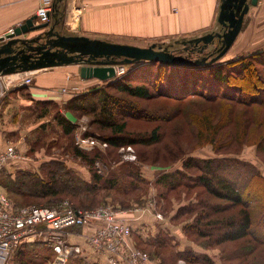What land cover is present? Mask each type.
Returning a JSON list of instances; mask_svg holds the SVG:
<instances>
[{"label": "rangeland", "instance_id": "374dc122", "mask_svg": "<svg viewBox=\"0 0 264 264\" xmlns=\"http://www.w3.org/2000/svg\"><path fill=\"white\" fill-rule=\"evenodd\" d=\"M258 18L260 22L255 27L257 31L255 33L256 38L262 39L264 38L263 11L260 12ZM192 36L193 34H187V36L176 34L142 40L141 38L129 39L115 35V37L102 36L101 39L141 47L155 43L160 46H169L168 50L176 54H185L181 52L183 45L174 44V42L179 39L188 40L193 38ZM224 61L226 59L220 58L214 64ZM145 62L123 65L125 68L124 75L132 73L135 68L139 70L138 66L144 65ZM120 77L121 75H116L111 80H99V84H105ZM190 78L194 77L190 75ZM4 79L9 80L6 77ZM131 82L133 85L143 83L138 78ZM197 84L191 83V90L199 89L203 92L199 93L198 91L176 98L157 95L148 99H137L117 92L113 88L106 89L113 97L128 101V103L141 109L138 118L133 117L130 112H121L122 114L118 112L117 115L114 112L117 106L111 103L109 109L116 114L114 119L118 122L124 121L126 124L125 134L143 136L144 134L148 135L153 128H156L158 141L149 145L136 143L117 149L108 145L100 137V135L108 134V130L100 128L95 122V110L88 111L86 109L73 113L75 129L70 135L63 133L61 125L53 116L54 113L48 114L44 118L45 121L26 132L23 139H19L17 136L7 140L8 144L16 147L19 153L16 160L20 163L11 164L4 169L0 176V190L10 198L16 207L56 205L67 200L71 205L75 202L79 207L87 210L101 206H114L126 211L130 217L141 216V219L152 221L151 223L148 222L147 226L145 223L146 229L135 230L131 236L134 246L147 255V264H177L180 261L183 264H206L205 259H209L213 264H264V244L257 243L251 235L233 241L217 243L216 234H209L208 237L205 235L201 238L196 236L195 230L188 226L191 223H196L200 211L210 212L209 219L226 221L237 217L240 210L243 209L249 210L253 217L251 230H257L256 233H260L264 225L263 222H259L258 218L264 213V184L252 181L253 172H258L264 178V152L258 147L260 139L264 137V102L259 104L257 100L256 103L246 104L242 97L235 100L225 96V99H221L220 92L224 88L219 87L215 89L219 92L218 95L207 97L208 89L197 88L195 87ZM258 86L257 91L250 92L251 96L261 94L260 90L264 83H259ZM60 87L57 88L59 92L62 88L70 91L76 88V84L68 82L66 84L65 80L64 85ZM86 89L88 88L80 91L76 88V92L79 94ZM59 92H57V96L62 101L66 100L67 96H73L70 93L60 94ZM243 96L244 98L247 97V95ZM211 98H217V100H211ZM233 98L236 97L233 96ZM52 109L55 111L54 108ZM118 116L122 118H118ZM39 121V118L25 117L22 124L30 128ZM86 133H89L90 136H86ZM78 137L94 141L97 147L93 150L102 153L98 157L101 161L98 162V165L95 163L97 172L102 174L104 178H108L110 175L113 177L114 173L121 175L116 176L114 174L118 179L114 188L108 187L102 182L91 193L87 190L79 193L73 191L77 195H69L66 189L63 194L54 198H40L33 193H25L26 195L19 196L6 190L8 180L6 178H14L19 170L38 172L46 179L45 172L42 173L39 168L43 162L52 159L63 161L67 167L74 170L79 178L92 182L95 170L73 153L72 148L74 146L77 148L75 141ZM189 156L199 159H239L246 162L248 164L246 169L239 173L238 177L230 174V179L236 182L237 190L241 194H246L243 199L245 204L235 205L207 195L206 190L201 186L181 187L172 191L158 183L159 176L164 172L172 171ZM130 163L140 167L142 175L148 181H145L146 183L137 182L133 189L127 187L124 190L120 183L123 180L128 183L131 179L125 176L123 169L129 168L126 164ZM191 172L199 173L198 170H191ZM217 174L223 175L221 171H218ZM65 178L68 182H73L69 175ZM251 192L262 198H256V200L248 198L247 195ZM205 199L211 205L221 204V206L226 207L218 212H211L209 208L204 210L201 204ZM201 200L202 203L199 202ZM155 220H163V222L157 224ZM205 220L203 222H206ZM258 223L260 224L259 227ZM199 228L201 230L206 229L205 232L209 231L206 225H201ZM151 235H155V237ZM155 239H158V242L148 244L149 246L142 244L144 240L145 243H151ZM187 248L192 249L201 258L186 259L189 262L178 259L176 251ZM24 253L27 257L24 264H52L53 252L45 246H38L36 252L27 248ZM65 264L88 263L71 256Z\"/></svg>", "mask_w": 264, "mask_h": 264}, {"label": "trees", "instance_id": "16d2710c", "mask_svg": "<svg viewBox=\"0 0 264 264\" xmlns=\"http://www.w3.org/2000/svg\"><path fill=\"white\" fill-rule=\"evenodd\" d=\"M138 68L139 70L135 68L136 70L134 69L132 73L123 75L113 81H108L105 84H99V81H97L86 87L88 89L83 92L71 96L64 104L65 109L70 110L72 113L86 109L88 111L95 110V122L100 128L106 131L108 130V134L100 135L101 140L115 149L123 146H132L136 143L149 145L158 141V136L156 134V128H153L148 135L144 134L143 136L125 134V122H118L114 119L115 115L121 112H130L133 117L138 118L140 117L139 113H141V109L134 104L128 103V101L113 97L107 92V88H113L117 92L124 93L137 99H148L157 95H162L166 98H176L186 94H194V92L198 91L199 93L203 92L199 89L191 90L190 84L198 83L195 87L208 89L207 97L218 95L219 92L215 89L219 87L224 88L223 91L220 92L221 99L229 97L228 99L237 100L242 97L246 101V104L256 103L257 100L259 104L264 102V86L260 90V95L251 96L250 93L253 90L257 91L259 83H264V50L256 51L248 55L233 56L226 59L224 62L209 66H177L146 61L144 65L138 66ZM190 75L194 78H190ZM136 78L143 81V83L133 85L131 81ZM243 95H247V97L244 98ZM233 96L236 98H233ZM211 100H217V98H211ZM111 103L117 106H115L116 109L114 111L116 114L109 109ZM54 117L57 119L58 124L61 125L65 135H70L74 131L75 124L69 121L59 111L54 114ZM119 117L120 116H118V118ZM85 135L90 136L89 133ZM258 147L264 152V137L260 139ZM72 149L76 157L85 161L95 170L92 176V182L84 181L79 178L74 170L67 167L63 161L52 159L43 162L39 168L42 173L45 172L47 176L46 179L41 174H38V172L19 170L14 178H6L8 179L5 187L6 190L19 196L25 193H33L40 198H54L63 194V191L66 189L69 195H77L73 191L79 193L87 190L91 193V191H95L97 186L102 182L108 185V187L114 188L118 182L115 175L121 176L120 174L114 173L115 175L113 174V177H110V175L108 178H104L102 174L97 172L95 163L101 161L98 157L101 156L102 153L97 150L84 152L75 146ZM126 165L129 166V168L123 170L125 176L130 177L131 180L128 181V183L124 180L120 183L124 190L127 189V187L128 189H133L137 182L146 183L145 181H148L144 175H142L140 167L131 163ZM247 165L246 162L239 159H199L194 156H189L183 160L181 168H175L172 171L164 172L159 176L157 181L166 186L168 190L172 191L181 187L193 188L201 186L206 190L207 195L231 202V204L235 205L245 204L243 199L246 197V194H241V192L237 190L235 187L236 182L230 179V174L231 176L234 175L238 177V174L242 173ZM191 170H198L199 173H192ZM218 171H221L223 175H218ZM67 175L73 179V182L67 181L65 178ZM252 175L253 182L264 184V178L258 172H253ZM247 197L253 200L262 198L259 195L256 196L252 194V192L250 194L248 193ZM199 202L202 203V200ZM72 206L74 208H82L75 202ZM201 207H203L204 210L209 208L211 212H218L226 206L223 207L221 204L211 205L208 203V200L205 199ZM209 216L210 212L200 211L197 215L196 223L188 225L189 228L191 227L195 230L196 236L202 238L205 235L208 237L209 234H216L218 243L221 241H233L251 235L257 243L264 244V225L260 233H256L257 230H251L253 226V217L249 210H240L237 217L230 218L226 221L209 219ZM258 218L259 222H263L264 224V213ZM204 220L206 222H203ZM144 221L145 220L142 219V222L132 230V235L135 230L146 229ZM201 225H206L209 231L205 232L204 230L206 229L201 230L199 228ZM259 226L260 224L258 223V227ZM151 236L155 237V235ZM142 242V244L148 245L153 242H158V239L153 240L151 243H145V240ZM38 246H42V244L27 243L18 247L12 257L13 264H19L21 262L22 264L26 263L27 257L26 253H24L25 250L29 248L31 251L36 252ZM176 253L178 259H183L185 262H189L186 261V259L201 258L190 248L181 249L180 251L177 250ZM77 260L81 261L80 259ZM205 263L213 264L209 259H205Z\"/></svg>", "mask_w": 264, "mask_h": 264}, {"label": "crops", "instance_id": "0c3cea01", "mask_svg": "<svg viewBox=\"0 0 264 264\" xmlns=\"http://www.w3.org/2000/svg\"><path fill=\"white\" fill-rule=\"evenodd\" d=\"M39 3V0H0V37L5 36L10 28L36 15ZM219 3L220 0H54L59 9L56 29L65 35H86L93 38L117 35L143 40L176 34H193L192 37H195L215 29ZM261 11L264 12V0L250 5L244 16L242 29L222 58L264 50V38H256L255 33ZM53 21L50 17V22ZM80 66L70 64L30 71L33 74L31 85L14 86L7 91L0 104V150L12 137L23 139L26 132L42 124L48 114L59 111L74 123V114L64 107L71 96H67L66 100H59L57 88L63 86L66 80V84L75 83L77 90L81 91L99 81L97 78H81ZM17 76L15 73L5 77L10 79ZM25 117L39 118L40 121L28 128L22 124ZM16 163L20 162L13 160L6 167L17 165ZM176 168H181V165ZM144 222L147 226L152 221ZM155 222L158 224L163 220ZM39 244L50 249L43 243Z\"/></svg>", "mask_w": 264, "mask_h": 264}, {"label": "built area", "instance_id": "2783aa9c", "mask_svg": "<svg viewBox=\"0 0 264 264\" xmlns=\"http://www.w3.org/2000/svg\"><path fill=\"white\" fill-rule=\"evenodd\" d=\"M39 1L37 22L49 21L54 0ZM12 31L10 28L7 34ZM124 73L123 65L116 66V75ZM17 74L8 81L4 79L6 75H0V104L11 87L32 84V73ZM59 93L74 96L78 92L76 88L70 91L62 88ZM75 144L85 152L97 147L94 141L83 137L76 138ZM18 157L12 144L0 150V175ZM141 222V216L130 217L114 206L87 210L74 208L67 200L56 205L16 207L0 190V264H13L15 250L27 243L47 245L54 254L52 264H65L71 256L88 264H147V255L131 239L132 230Z\"/></svg>", "mask_w": 264, "mask_h": 264}, {"label": "water", "instance_id": "95a60500", "mask_svg": "<svg viewBox=\"0 0 264 264\" xmlns=\"http://www.w3.org/2000/svg\"><path fill=\"white\" fill-rule=\"evenodd\" d=\"M257 3L258 0H220L214 30L188 40H175L174 44L183 45L181 52L185 54L155 43L141 47L86 35H65L56 29L59 9L54 4L50 14L53 22H37V16L32 15L0 37V75L77 64L81 65V78L106 81L116 77V66L141 61L209 66L225 55L242 29L250 5Z\"/></svg>", "mask_w": 264, "mask_h": 264}]
</instances>
